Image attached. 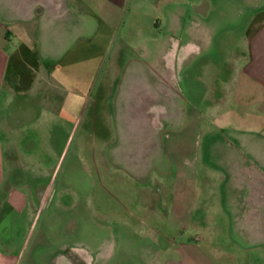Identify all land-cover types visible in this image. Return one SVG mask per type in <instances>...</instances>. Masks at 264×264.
<instances>
[{
	"label": "rangeland",
	"instance_id": "374dc122",
	"mask_svg": "<svg viewBox=\"0 0 264 264\" xmlns=\"http://www.w3.org/2000/svg\"><path fill=\"white\" fill-rule=\"evenodd\" d=\"M241 1L0 0L3 24L49 16L38 40L47 79L16 98L30 102L26 127L8 144L1 134L13 171L4 187L24 193L27 209L3 210L0 233L19 243L27 227L29 264L60 253L77 264L256 258L242 245L253 242L247 222L264 215L246 221L234 130L215 117L218 81L244 46ZM68 91L72 115L61 111ZM15 104L6 112L24 120Z\"/></svg>",
	"mask_w": 264,
	"mask_h": 264
},
{
	"label": "crops",
	"instance_id": "0c3cea01",
	"mask_svg": "<svg viewBox=\"0 0 264 264\" xmlns=\"http://www.w3.org/2000/svg\"><path fill=\"white\" fill-rule=\"evenodd\" d=\"M101 1L107 3L110 0ZM241 6L250 11L242 31L243 35H241L244 37V46L237 49L234 56L232 55L230 63L227 64L230 68L226 77L218 81L215 117L224 130L227 128L234 130L232 142L229 144L237 152V158L234 161L237 173L234 180L238 183L239 198L248 221L250 214L264 215V190L262 193L254 186L257 183L264 184V0H242L240 8ZM46 17H40L35 25L32 21L22 18L9 17L5 18L4 24L0 22V220L3 210L22 216L27 209V198L24 193L11 185L4 187L6 178L11 177L13 171L10 169L6 171V165L3 162L2 154L5 144L1 134L8 135L6 139L8 144L7 140L12 136L13 131L26 127L25 119L28 117L30 102L22 98L19 99L20 103H17L16 98L18 95L24 97L29 93L33 79L38 81L40 87L47 79L48 58L41 53L39 47L41 43L38 42L39 39L41 41L42 35L41 22ZM58 20L56 16L52 22H58ZM75 98L74 91H68L63 98L61 111H66L69 115L74 114ZM13 102L16 103L15 107L20 113L18 118H24V120H13L14 117L17 118V115L13 117V113L6 112ZM245 168H249V174L245 172ZM8 172L9 175H7ZM253 198L255 201H251ZM247 224L250 238L254 243L251 242L249 245L246 241L242 248L248 251L247 247L251 246L252 252H256V258L252 257L255 262L264 263V254L257 253L262 246L260 243L264 242V225L257 222L252 224L250 221ZM20 237L21 241L16 243L11 240V237L4 239L0 233V264L37 262V258H22L29 243L27 227ZM251 249L249 248V251ZM56 256L53 264L79 262L75 258H68L64 253ZM223 256H225L224 253ZM252 258L243 255V258L239 256L238 258H218L217 261L219 264H230L234 261L253 264ZM79 259L88 261L86 258ZM195 259L200 260V264H214L208 258ZM181 262L179 264H182Z\"/></svg>",
	"mask_w": 264,
	"mask_h": 264
}]
</instances>
